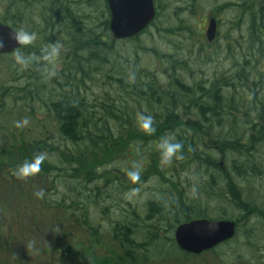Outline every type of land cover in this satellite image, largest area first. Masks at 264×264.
<instances>
[{
    "label": "trees",
    "instance_id": "obj_1",
    "mask_svg": "<svg viewBox=\"0 0 264 264\" xmlns=\"http://www.w3.org/2000/svg\"><path fill=\"white\" fill-rule=\"evenodd\" d=\"M154 2L148 27L115 41L105 0H0V21L30 40L16 51L19 67L35 69L19 86L0 85V264L264 261L251 242L264 233V0L229 7L222 46L186 21L200 0H183L186 18ZM13 54L0 61L16 81ZM50 58L63 65L47 74ZM149 115L150 133L139 127ZM19 116L40 124L36 137ZM169 137L180 158L162 165ZM150 178L153 196L132 201ZM195 218L235 220L236 235L184 252L173 230Z\"/></svg>",
    "mask_w": 264,
    "mask_h": 264
},
{
    "label": "water",
    "instance_id": "obj_2",
    "mask_svg": "<svg viewBox=\"0 0 264 264\" xmlns=\"http://www.w3.org/2000/svg\"><path fill=\"white\" fill-rule=\"evenodd\" d=\"M110 13L109 29L114 39L130 38L140 33L155 17L153 0H106ZM215 34V21L209 22L207 37ZM22 41L18 33L0 22V54L19 48ZM236 234L233 220L193 219L177 225L173 237L182 251L200 254L232 239Z\"/></svg>",
    "mask_w": 264,
    "mask_h": 264
},
{
    "label": "rangeland",
    "instance_id": "obj_3",
    "mask_svg": "<svg viewBox=\"0 0 264 264\" xmlns=\"http://www.w3.org/2000/svg\"><path fill=\"white\" fill-rule=\"evenodd\" d=\"M213 1L214 0H200V6L197 7V8H199V10L196 12V14L191 16V17L186 18L187 11H184L183 5H185V4L183 3V0H167V1L162 0L161 4L163 6V9L161 10V14H164V10L167 8L166 4L170 3L173 6L178 7L179 8L178 12H177L178 17L185 16L186 21L189 22V24L195 30V33H197L199 35L198 36L199 38L204 39L211 44H213L215 42L220 43V45L222 46L224 44V35L223 34L225 33L226 30L233 28V27H231L230 24H232V21H234L233 20L234 17L231 18V16H228L229 14H227V12H229V7L231 5L236 6L237 3H239V4L246 3V2H249L251 0H215L216 4L218 6H224V7H222V10L219 11L220 14H218V11H216V9L214 8ZM253 3L254 2H251V4H253ZM230 18H231V20H230ZM212 19L215 21V34H214V37L211 38V40H209V38L207 37V30H208L209 22ZM240 30L241 31H239V33L242 32V29H240ZM217 31H219V35L216 34ZM220 31H223L222 34L220 33ZM109 33H110V31H109ZM197 34H196V36H197ZM111 38H112V36H111ZM181 39L183 42L184 39L182 38V36L181 37L174 36L171 38L172 42L176 43V44H181L182 42H178ZM27 40L30 41L28 38L25 40H23V38H22V45L25 44V42ZM115 41H119V40H115ZM22 45H21V47H22ZM206 50H207L206 54H209L211 56V49L208 48ZM16 51L13 52L14 53L13 54V60H14V66H15L14 71L16 73L21 74L22 77L19 76L16 81H12L14 76L13 75L8 76L6 73L7 71L4 70L6 68L5 67L6 62L0 61V85H2V84L6 85V86L10 85V86H14V87L19 86V85L23 84V82L25 80V76L27 75V73L32 74V75L35 73L34 68L28 71L29 68H27L26 65H24L23 67H21V66L19 67L20 57L16 54ZM128 51H129V47H128L127 52ZM203 53H205V52H203ZM50 60H51V58L49 59V61ZM220 62H222V58H221ZM211 64H213V63H211ZM62 65H63V62H58L56 59H53L50 62L46 61L45 63H43L42 67H43V70L47 74H52V73L56 72L57 70H59ZM211 67L212 66H208L206 71H210ZM13 119L17 120L16 116H13ZM18 119L21 120L22 122L26 120L27 123L26 124L22 123V125L33 131L32 136H34V137L37 136L38 130H36L35 128L37 127V125H40V124L36 123L35 121H29L28 119H25L24 116H19ZM46 125H47V123H46ZM122 163L124 165H126L127 162L122 161ZM135 180L136 179L132 180V182H135ZM155 185H157L155 178H150L139 189H135V191L133 190V192L130 191L128 194L131 193L133 195L132 201L135 200L136 202L141 204L153 196V194H151L153 192H151L149 189L153 188ZM239 226H240V224H239ZM241 226H243V225H241ZM241 229H242V227L239 229V231L241 233H243L244 230L243 229L241 230ZM255 233L261 234L260 235L261 239L258 240L259 239L258 236L254 235L253 238L251 239V242L258 243L257 246L255 245L257 250L258 249H264V233H263V231L254 230L253 234H255ZM260 256H262L264 258V253H262Z\"/></svg>",
    "mask_w": 264,
    "mask_h": 264
},
{
    "label": "clouds",
    "instance_id": "obj_4",
    "mask_svg": "<svg viewBox=\"0 0 264 264\" xmlns=\"http://www.w3.org/2000/svg\"><path fill=\"white\" fill-rule=\"evenodd\" d=\"M26 124L27 121L23 122H17V126H21V124ZM153 118L149 116H142L140 119L139 127L141 130L146 131V132H152L154 131L153 128ZM159 152H160V163L162 165H170L172 163L173 158H180V150L182 148V145L179 142H174V138L169 137V138H162L161 143L158 146ZM44 159L43 155H39L36 157L37 161H42ZM33 171H38L39 167L38 164L37 166L32 169ZM30 174V166L25 164L20 166L18 169V175L21 178L26 177L27 175ZM134 178H138L136 173H132ZM38 198L43 196V191H37L34 193Z\"/></svg>",
    "mask_w": 264,
    "mask_h": 264
},
{
    "label": "flooded vegetation",
    "instance_id": "obj_5",
    "mask_svg": "<svg viewBox=\"0 0 264 264\" xmlns=\"http://www.w3.org/2000/svg\"><path fill=\"white\" fill-rule=\"evenodd\" d=\"M259 264H264V261H263V260H261Z\"/></svg>",
    "mask_w": 264,
    "mask_h": 264
}]
</instances>
